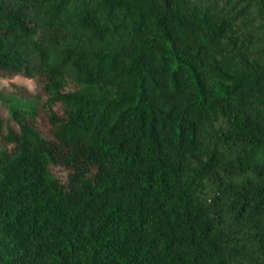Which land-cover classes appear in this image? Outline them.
Returning <instances> with one entry per match:
<instances>
[{
    "label": "trees",
    "instance_id": "1",
    "mask_svg": "<svg viewBox=\"0 0 264 264\" xmlns=\"http://www.w3.org/2000/svg\"><path fill=\"white\" fill-rule=\"evenodd\" d=\"M14 75L0 264H264V0H0Z\"/></svg>",
    "mask_w": 264,
    "mask_h": 264
},
{
    "label": "rangeland",
    "instance_id": "2",
    "mask_svg": "<svg viewBox=\"0 0 264 264\" xmlns=\"http://www.w3.org/2000/svg\"><path fill=\"white\" fill-rule=\"evenodd\" d=\"M9 80H13L15 81V83H19V84H26L28 86L33 85V80L26 78L24 76H21V75H14L11 78L0 77V86L6 85L8 82H10ZM54 170H58L60 172L59 174L61 175V177H64L65 172L63 170L60 171L61 170L60 168H54Z\"/></svg>",
    "mask_w": 264,
    "mask_h": 264
}]
</instances>
